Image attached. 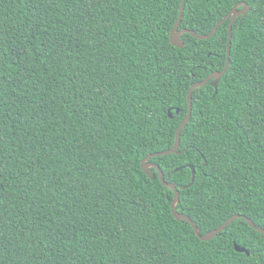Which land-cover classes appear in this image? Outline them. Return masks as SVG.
Listing matches in <instances>:
<instances>
[{"label":"trees","instance_id":"obj_1","mask_svg":"<svg viewBox=\"0 0 264 264\" xmlns=\"http://www.w3.org/2000/svg\"><path fill=\"white\" fill-rule=\"evenodd\" d=\"M181 1L0 0V264H264L244 219L201 241L141 169L226 62L229 20L171 45ZM239 3L216 94L195 89L178 153L149 160L200 235L235 215L264 230V0H186L178 31Z\"/></svg>","mask_w":264,"mask_h":264},{"label":"water","instance_id":"obj_2","mask_svg":"<svg viewBox=\"0 0 264 264\" xmlns=\"http://www.w3.org/2000/svg\"><path fill=\"white\" fill-rule=\"evenodd\" d=\"M185 3H186V0H182L181 1L178 18H177L175 26H174L171 34H170V43H171V45L174 46V47L182 48L183 44H182V42L180 40V37H181V35H183L185 33L190 34L192 37H194L195 39H198V40L209 39L211 36L214 35V33L216 32L217 28L221 24H223L224 22L229 20V23H228V37H227V49H226V62H225V65H224V68H223L222 71L214 72V73L210 74L204 81L199 82V83H194L193 85L190 86L188 94H187V104H188L187 114L184 117V119L181 121V123L179 124V126H178V128L176 130L174 145L172 146L171 149H169L167 151L148 155L145 159L142 160L141 169H142V171L145 173V175L148 178H150L151 180H155V177L152 175L151 170H150V169H154L156 171V173H157V178L159 179L161 184L164 187L169 188V189L172 190V192L174 193V196H173V199H172V202H171L170 209H171V214H172L173 218L176 221H184V222H187L188 224H190L192 229H193V231H194V233H195V235L197 236V238L199 240H201V241H209V240H211L216 235L220 234L223 230H225L226 227L232 221H234L236 219H239V218L244 219L245 222L252 229H254L255 231H257L258 233H260L261 235L264 236V230H262L261 228L256 227L248 218L243 217V216H239V215H235V216L229 218L218 229L213 230V231H211V232H209V233H207L205 235H200L196 225L194 224V222L189 217H187L185 215H182V214H179L176 211V206H177V203L179 201V191L177 190V188L173 184L166 183L164 181V179H163V174H162V171L160 170V168L156 164L149 162L150 159L155 158V157L167 156V155H170V154L178 153V149H179V145H180V134H181V131H182L183 127L188 123V121H189V119L191 117V112H192L191 111L192 110V92L195 89L202 88L203 86H205L206 84L211 82V86L215 89V94H216V89H217L218 82L221 79V77L226 73V71L228 69V66H229L230 56L228 54L229 53L228 44H229V41L231 42V40H232V25H233V23H234V21H235V19L237 17L241 16L242 18H244L249 12V6L246 3H239L229 12V14L225 18H223L212 29V31L208 35L200 36V35H196L192 31H188V30L178 31V27H179V24L181 22L182 15H183L184 8H185ZM176 114H179V110H176ZM168 117L170 119H172V114H171L170 111H168ZM190 168L192 170V180H191V184H192L193 181H194L195 171H194V169L192 167H190ZM189 186H187L185 188H188ZM234 249L238 253H245L246 255H249V252L247 250H245L242 247L237 246L235 243H234Z\"/></svg>","mask_w":264,"mask_h":264},{"label":"snow or ice","instance_id":"obj_3","mask_svg":"<svg viewBox=\"0 0 264 264\" xmlns=\"http://www.w3.org/2000/svg\"><path fill=\"white\" fill-rule=\"evenodd\" d=\"M228 48H229V56H231L232 54V46H231V42L229 41V44H228Z\"/></svg>","mask_w":264,"mask_h":264}]
</instances>
